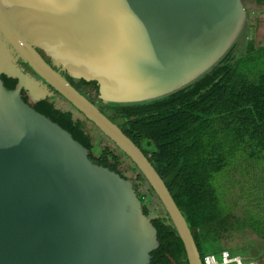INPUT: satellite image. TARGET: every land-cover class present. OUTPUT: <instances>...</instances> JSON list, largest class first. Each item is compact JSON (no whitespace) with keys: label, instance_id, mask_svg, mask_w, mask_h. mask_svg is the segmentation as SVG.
Listing matches in <instances>:
<instances>
[{"label":"water","instance_id":"95a60500","mask_svg":"<svg viewBox=\"0 0 264 264\" xmlns=\"http://www.w3.org/2000/svg\"><path fill=\"white\" fill-rule=\"evenodd\" d=\"M247 11L243 0H0V264H150L160 245L134 181L92 161L23 90L32 101L54 97L84 115L94 138L111 139L167 211L189 264H204L165 180L67 75L97 81L106 103L161 97L235 42L241 55ZM3 74L17 87L7 88Z\"/></svg>","mask_w":264,"mask_h":264},{"label":"trees","instance_id":"16d2710c","mask_svg":"<svg viewBox=\"0 0 264 264\" xmlns=\"http://www.w3.org/2000/svg\"><path fill=\"white\" fill-rule=\"evenodd\" d=\"M236 44L190 84L140 102L106 103L99 97L97 81L67 75L80 92L118 123L165 180L204 264L212 257L227 262L241 250L246 254L243 264H264V248L242 246L244 241L237 243V236L230 235L250 228L264 239V72H255L250 63L252 54L264 46L256 47L247 40L245 51L235 56ZM2 79L9 89L18 85L16 78L3 74ZM22 92L36 110L86 146L92 161L127 178L130 169L143 210L151 215L155 192L111 139L105 135L94 138L84 115L76 117L71 109L57 106L54 97L32 101L27 91ZM144 184L148 190L142 191ZM240 199L251 204L247 209L244 206L242 215L236 213ZM152 222L160 245L152 251L150 264H189L183 241L164 207L152 216Z\"/></svg>","mask_w":264,"mask_h":264},{"label":"rangeland","instance_id":"374dc122","mask_svg":"<svg viewBox=\"0 0 264 264\" xmlns=\"http://www.w3.org/2000/svg\"><path fill=\"white\" fill-rule=\"evenodd\" d=\"M246 8L249 12L247 14V19L246 23L243 27L244 29V34L246 37V42H245V49L247 46V40H251L256 47L264 46V3L260 4L256 0H243ZM245 51V50H244ZM251 65H255L254 71L257 73L264 72V50L262 51H257L254 54H252L251 57ZM125 160V158H124ZM127 174L130 176L131 170L127 169ZM134 177V175L132 174ZM131 176V177H132ZM141 190H148V185L144 184V186L141 188ZM238 204V209H237V214H243L244 213V206L245 209L248 208V206H251V204L245 200V199H240ZM150 210L153 213V216L158 215L161 212V209L163 208L162 204L156 197H153V200L150 203ZM230 235H234L237 237H234L235 242L241 243L244 241L242 246L245 245V247L253 246L254 248H264V239L257 237V234L251 230L250 228H241L239 230H234L230 232ZM246 240V241H245ZM253 240V241H250ZM251 244H249L248 243ZM246 255L243 253V250L240 251L239 255L234 258V256L231 257V259L227 262H222L221 258H209V264H243L244 256ZM241 262V263H240ZM247 262V261H246ZM253 264H262L260 262L258 263H253Z\"/></svg>","mask_w":264,"mask_h":264},{"label":"flooded vegetation","instance_id":"af4514ba","mask_svg":"<svg viewBox=\"0 0 264 264\" xmlns=\"http://www.w3.org/2000/svg\"><path fill=\"white\" fill-rule=\"evenodd\" d=\"M27 95H28V92H27ZM29 96V95H28ZM61 97V96H60ZM129 178H131L133 181H134V177L132 176L131 177V175H130V177ZM135 182V181H134Z\"/></svg>","mask_w":264,"mask_h":264},{"label":"clouds","instance_id":"9594fccd","mask_svg":"<svg viewBox=\"0 0 264 264\" xmlns=\"http://www.w3.org/2000/svg\"><path fill=\"white\" fill-rule=\"evenodd\" d=\"M241 263V262H240Z\"/></svg>","mask_w":264,"mask_h":264}]
</instances>
